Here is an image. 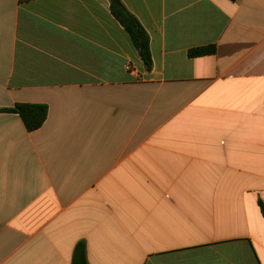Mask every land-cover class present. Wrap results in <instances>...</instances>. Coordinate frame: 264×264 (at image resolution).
Returning a JSON list of instances; mask_svg holds the SVG:
<instances>
[{
    "label": "crops",
    "instance_id": "obj_1",
    "mask_svg": "<svg viewBox=\"0 0 264 264\" xmlns=\"http://www.w3.org/2000/svg\"><path fill=\"white\" fill-rule=\"evenodd\" d=\"M0 0V264H264V0ZM215 46L212 55L189 57Z\"/></svg>",
    "mask_w": 264,
    "mask_h": 264
},
{
    "label": "trees",
    "instance_id": "obj_2",
    "mask_svg": "<svg viewBox=\"0 0 264 264\" xmlns=\"http://www.w3.org/2000/svg\"><path fill=\"white\" fill-rule=\"evenodd\" d=\"M110 9L113 16L125 28L130 35L135 48L138 50L141 59L148 71L152 69L153 60L150 50V38L146 30L133 16L121 0H110ZM216 52L215 46L201 47L189 51V57H201L212 55ZM0 113L18 114L28 132L40 129L47 120L49 109L44 104L18 103L12 108H0ZM264 217V203L260 202ZM72 264H89L87 258L86 243L81 241L77 244Z\"/></svg>",
    "mask_w": 264,
    "mask_h": 264
}]
</instances>
